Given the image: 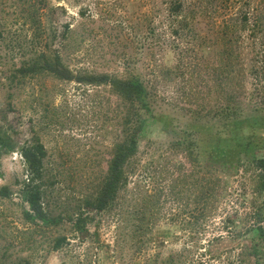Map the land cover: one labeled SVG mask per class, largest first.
Instances as JSON below:
<instances>
[{"label": "rangeland", "instance_id": "1", "mask_svg": "<svg viewBox=\"0 0 264 264\" xmlns=\"http://www.w3.org/2000/svg\"><path fill=\"white\" fill-rule=\"evenodd\" d=\"M32 2L44 5L43 26L57 28L54 47L71 71L136 75L149 92L151 114L127 186L103 212L88 211L85 200L97 190L117 136L120 103L109 87L50 78L17 91L4 85L27 53ZM175 3L178 15L170 10ZM263 22L264 0H0V129L15 145L0 156V189L9 191L0 196V264H264V242L257 232L244 234L255 226L254 210L264 212V194L248 163L236 167L264 159V113L252 119L264 94L245 71ZM230 43L240 55L233 65ZM230 103L236 125L227 122ZM236 129L242 139L234 143ZM33 135L46 152L41 202L61 219L56 227L24 217L20 150ZM176 142L195 146L198 166H189ZM198 177L221 189L200 229L188 224L197 214L190 212ZM77 220L87 233L77 232ZM58 237L65 241L53 251Z\"/></svg>", "mask_w": 264, "mask_h": 264}, {"label": "trees", "instance_id": "2", "mask_svg": "<svg viewBox=\"0 0 264 264\" xmlns=\"http://www.w3.org/2000/svg\"><path fill=\"white\" fill-rule=\"evenodd\" d=\"M30 6L28 9L25 23L28 25L27 34L24 36V44L26 47L23 49L22 61L19 66H15L9 75L5 78V84L10 91H17L25 89L32 82L37 79H53L61 82H75L78 84H84L88 86H108L112 94L118 100L117 107V122L118 131L116 140L111 147L110 159L105 173L100 179L97 190L85 200L86 209L103 212L109 209L119 198V194L126 188L127 180L129 177L128 167L135 159L138 152L139 135L145 128V117L151 114V108L149 103V92L145 88L141 79L136 75H131L127 78H119L108 74H92L87 72H73L67 66H65L59 50L54 45L58 40V31L56 27L45 29L41 21L43 6H37L28 3ZM174 7V8H173ZM176 15L181 11L180 3L173 4L170 8ZM246 22V19H244ZM239 29V33L245 31V26ZM228 30L225 35L228 36ZM261 42L257 46V49H253L251 60L248 65L249 78H252L255 82V87L259 86V90L264 94V22L261 28ZM20 49V48H19ZM21 50V49H20ZM226 51V58L229 65H233L232 59L240 58L238 52H236L233 44H228ZM25 58V59H24ZM234 71V66L232 67ZM243 71V70H242ZM228 113V124L238 122L236 116H230L231 111L235 109L230 105L226 108ZM258 113H264V98L259 99V103L255 105V111L252 119L257 116ZM234 132V133H233ZM229 139L236 143L242 139L241 133L230 130ZM186 144V145H185ZM176 151L181 150L182 154L189 164V166H198L199 161L195 153V146L191 142L180 143L176 142ZM241 143H237L236 148L239 150ZM15 145L11 141L6 132H2L0 129V156L5 153L13 152ZM195 154V155H194ZM21 158L25 165L26 180L23 182L22 195L23 200L28 206V211L24 212L26 221L34 224H40L43 227H56L61 223L59 217L50 216L42 206V192L44 186V160L46 158V152L43 144L40 142L39 137L36 135L32 137L31 142L26 147L20 150ZM251 167L253 174L255 175L256 187L255 190L258 195L264 194V159L254 158L249 161H241L236 164V167L243 168L244 164ZM195 166V167H196ZM196 175L199 172H195ZM200 180V184L197 186L196 194L193 197L196 208L190 213H197L191 215L190 218H194V221L190 224L194 228H203L204 224L209 218V214L212 212V208L209 204L213 205L220 197L219 184L214 182L202 181L201 177H198L197 183ZM205 182V183H204ZM179 194H184L185 191H179ZM9 191L7 187L0 189V196L7 198ZM186 196V195H185ZM189 197V198H192ZM253 222L255 226L249 227L244 234L256 233L259 240L264 242V227L259 224H264V212L262 208L255 209L252 214ZM228 220H226L227 222ZM77 232L80 235L87 233L85 229V221L77 220L75 223ZM190 227V226H188ZM191 228V227H190ZM221 238V236L217 237ZM65 239L58 237L55 239L52 250L58 251ZM252 250L251 257H256L258 252L255 249V245L250 247Z\"/></svg>", "mask_w": 264, "mask_h": 264}]
</instances>
